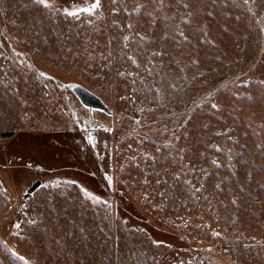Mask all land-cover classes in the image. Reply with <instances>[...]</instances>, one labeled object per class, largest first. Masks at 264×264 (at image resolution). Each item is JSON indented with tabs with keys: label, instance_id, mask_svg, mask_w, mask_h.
Returning a JSON list of instances; mask_svg holds the SVG:
<instances>
[{
	"label": "rangeland",
	"instance_id": "obj_1",
	"mask_svg": "<svg viewBox=\"0 0 264 264\" xmlns=\"http://www.w3.org/2000/svg\"><path fill=\"white\" fill-rule=\"evenodd\" d=\"M47 2L0 0V264H264V0Z\"/></svg>",
	"mask_w": 264,
	"mask_h": 264
},
{
	"label": "trees",
	"instance_id": "obj_2",
	"mask_svg": "<svg viewBox=\"0 0 264 264\" xmlns=\"http://www.w3.org/2000/svg\"><path fill=\"white\" fill-rule=\"evenodd\" d=\"M66 90L67 91L69 90L71 92L70 89H67V86H66ZM17 133H15L13 135H16ZM13 135H11V138L13 137ZM79 141H80V139H78V138L75 139L74 146L76 149H79L77 147H79L81 145V143ZM80 155H81V159L85 161L86 156L84 155V153L80 152ZM98 171L99 172H97V174H98L97 178L95 177V175L93 173H88L87 177L83 173H79V174L76 173V174H74V176H76L77 179L81 183H83V186L85 188H88L91 191L95 190V187H98L99 189L105 187V188L109 189V191L111 192L112 191L111 187L108 184V182H109L108 175H106L105 173L103 174L99 169H98ZM42 177L43 176H40L39 179ZM116 197H117V201H118L117 203H118L119 208H123V209L125 208L127 210L126 212H128V213L131 212L130 216H132L133 219H136L137 222L144 223L146 229L149 230V232L154 234L156 237H160V235L161 236H168L169 234H171L169 232V230L166 229L165 227H163V226L157 227V226L153 225L152 222L150 223L147 215H144L141 213V211L139 210V208H137V206L133 200H131V199L129 200L125 195H122L120 192L116 194Z\"/></svg>",
	"mask_w": 264,
	"mask_h": 264
},
{
	"label": "water",
	"instance_id": "obj_3",
	"mask_svg": "<svg viewBox=\"0 0 264 264\" xmlns=\"http://www.w3.org/2000/svg\"><path fill=\"white\" fill-rule=\"evenodd\" d=\"M67 89H70L71 92L75 94V96L79 99L80 103L88 108L98 109L104 111L106 113L112 114V111L103 103V101L94 95L93 93L89 92L85 88H81L76 84H69L67 85Z\"/></svg>",
	"mask_w": 264,
	"mask_h": 264
},
{
	"label": "snow or ice",
	"instance_id": "obj_4",
	"mask_svg": "<svg viewBox=\"0 0 264 264\" xmlns=\"http://www.w3.org/2000/svg\"><path fill=\"white\" fill-rule=\"evenodd\" d=\"M37 3L44 7H50L47 0H36ZM245 3L248 2V0H244ZM99 7V0H87V3L83 6L75 7L73 10H66L65 14L69 16H79L81 13H86L88 15H91L97 8ZM213 107H216V105H212ZM89 140H91V136H89ZM110 182V180H109ZM16 227L18 228L19 225L17 224ZM19 259L23 260V257H19Z\"/></svg>",
	"mask_w": 264,
	"mask_h": 264
}]
</instances>
